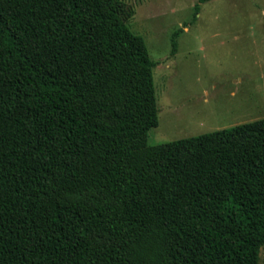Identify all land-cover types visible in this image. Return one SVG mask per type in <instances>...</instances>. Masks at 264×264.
Masks as SVG:
<instances>
[{"label":"trees","instance_id":"obj_1","mask_svg":"<svg viewBox=\"0 0 264 264\" xmlns=\"http://www.w3.org/2000/svg\"><path fill=\"white\" fill-rule=\"evenodd\" d=\"M132 13L0 0V264H260L264 117L149 145Z\"/></svg>","mask_w":264,"mask_h":264},{"label":"rangeland","instance_id":"obj_2","mask_svg":"<svg viewBox=\"0 0 264 264\" xmlns=\"http://www.w3.org/2000/svg\"><path fill=\"white\" fill-rule=\"evenodd\" d=\"M122 1L157 62L159 124L149 145L264 117V0H210L197 17L200 0Z\"/></svg>","mask_w":264,"mask_h":264}]
</instances>
